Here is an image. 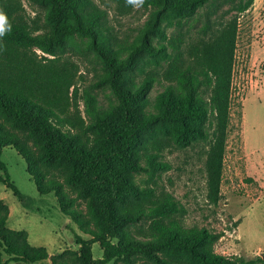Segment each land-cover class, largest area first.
Here are the masks:
<instances>
[{"label": "trees", "instance_id": "1", "mask_svg": "<svg viewBox=\"0 0 264 264\" xmlns=\"http://www.w3.org/2000/svg\"><path fill=\"white\" fill-rule=\"evenodd\" d=\"M46 7L49 32L32 36L22 26L7 25L0 40L34 46L48 55L64 50L69 43L83 42L99 59L102 74L98 86L109 88L114 102L102 108L94 94H86V111L92 122L87 130L94 134V145L86 148L78 137L62 131L53 122L55 105L50 96L53 86L67 83L66 76L45 74L36 83L29 75H16L9 61L0 63V113L10 121L8 130L0 119V151L14 147L23 157L27 172L41 194L54 192L62 211L82 234L75 235L78 251L50 256L42 246H33L24 231L7 227L9 209L0 199V264H33L50 258L51 264H134L142 259L152 264H174L159 255L173 251L185 254L193 264H264V256L249 260L231 259L213 250L221 233L203 228H185L170 215L178 211L174 198L166 194L156 205L140 208L137 200L151 195L138 187L133 173L166 170L156 153L145 155V139L156 128L170 134L181 148L208 147L207 169L216 179L223 161L230 132L232 77L238 36L236 18L222 23L218 13L234 10L241 14L255 0H144L154 7L151 17L130 41H119L106 23V15L93 0H29ZM123 13L135 6L129 0H109ZM190 23L202 36L186 61L171 55L151 38L163 33L161 23L168 15ZM172 42L175 50L185 33ZM143 55L170 61L161 83L147 77L138 83L131 77ZM36 85H35V84ZM160 85L153 99L150 92ZM68 88L65 85L61 88ZM7 184L18 197L4 165ZM64 172V183L85 201L86 212L74 207L60 182L47 179L45 169ZM134 205V206H132ZM132 206V207H131ZM131 207V208H130ZM152 218L148 237L135 238L129 225ZM98 243L102 256L95 259L92 244ZM3 261H2V259ZM74 261V262H73Z\"/></svg>", "mask_w": 264, "mask_h": 264}, {"label": "rangeland", "instance_id": "2", "mask_svg": "<svg viewBox=\"0 0 264 264\" xmlns=\"http://www.w3.org/2000/svg\"><path fill=\"white\" fill-rule=\"evenodd\" d=\"M93 2L105 13L106 23L119 41L132 40L154 10L151 5L143 3L135 4L131 11L123 13L109 0ZM0 11L7 16L5 26H22L32 36L49 32L44 6L29 0H0ZM167 17L161 23L163 33L152 36L151 42L163 46L172 59L178 55L184 62L193 48L199 46L202 36L196 29H191L186 20L171 14ZM234 18L238 36L232 77L231 124L217 178H211L207 169V146L178 147L170 140L169 133L156 128L145 139L141 164L146 165L145 155L156 153L157 160L165 162L168 168L133 173L132 179L141 189L152 191L151 195L134 204L146 210L169 194L178 206V211L170 215V219L178 220L185 228H205L221 233L213 246L216 254L249 260L264 256V0H255L241 14L227 8L218 13V20L222 23ZM180 26L186 35L182 37L179 49L175 50L172 42L181 34ZM6 61L12 64L16 75H29L36 83L47 73L58 75L61 80L66 76L67 83L61 87L69 83L68 88L60 90L61 87L53 86L50 89L55 105L53 122L67 134L78 137L86 148H92L95 137L87 130L92 119L86 111V94H94L102 108L115 99L108 87L98 86L101 64L85 43L72 42L64 50L48 55L34 46L0 40V63ZM170 61L160 56L143 55L130 72L131 77L138 83L154 77L166 84L163 75ZM160 90V85L156 84L150 98L153 99ZM0 119L8 130H13L10 121L1 113ZM0 162L20 196L0 181V199L9 209L7 227L26 232L29 243L44 247L50 256L69 250L67 257L75 260L78 251L75 235L80 234L85 240L90 237L78 231L71 218L62 211L54 192L41 194L38 191L27 172L25 160L14 147L0 151ZM45 174L47 179L62 184L66 196L75 200L76 209L86 212L85 201L78 199L75 191L64 183V172L46 168ZM0 177L5 178L1 167ZM2 214L0 209V216ZM151 222L152 218L145 217L129 225V230L135 238L143 240L148 237ZM92 253L95 259L101 258L98 243L92 244ZM159 255L174 264H193L181 252L165 251ZM33 264H51V260L48 258ZM134 264L152 263L136 259Z\"/></svg>", "mask_w": 264, "mask_h": 264}, {"label": "clouds", "instance_id": "3", "mask_svg": "<svg viewBox=\"0 0 264 264\" xmlns=\"http://www.w3.org/2000/svg\"><path fill=\"white\" fill-rule=\"evenodd\" d=\"M129 3H133L139 6V5H143L144 0H129ZM6 22H7V16L3 11H0V36H3L7 30L5 28Z\"/></svg>", "mask_w": 264, "mask_h": 264}]
</instances>
